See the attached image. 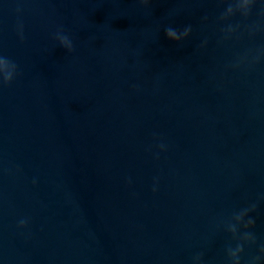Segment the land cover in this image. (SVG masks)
<instances>
[{"label":"water","instance_id":"water-1","mask_svg":"<svg viewBox=\"0 0 264 264\" xmlns=\"http://www.w3.org/2000/svg\"><path fill=\"white\" fill-rule=\"evenodd\" d=\"M229 2L0 0V264H231L253 204L264 264V0Z\"/></svg>","mask_w":264,"mask_h":264},{"label":"clouds","instance_id":"clouds-1","mask_svg":"<svg viewBox=\"0 0 264 264\" xmlns=\"http://www.w3.org/2000/svg\"><path fill=\"white\" fill-rule=\"evenodd\" d=\"M140 2L146 4L148 0H140ZM254 2L255 0H231L220 19L226 20L229 17L233 16L236 12H240L244 16H247ZM227 31L231 33L233 31L232 27L229 26ZM190 32L191 26L185 27L182 32H178L177 30L168 27L165 29V36L175 42H179L182 37H188ZM21 39H23L22 34ZM56 39H58L60 44L69 52L73 51V44L71 40L68 36L62 34V31L57 32ZM16 68L17 66L14 62L10 61L6 57H0V82H2L4 85H9L14 79ZM255 208L256 205L253 204L251 208H245L238 213H235L232 217L234 223L229 222L226 225L227 231L232 234L234 240L238 241L235 248L228 247L227 249V254L231 260V264H240V254L244 251L245 243L254 244L256 242V237L253 233L249 231L240 232L241 226L244 229H249L250 227L254 226V219L249 218L245 220V217L248 215L249 211H253L255 210ZM24 223V221H21V226H23ZM260 252L261 254H264V244H261ZM196 259L198 260L199 257H197ZM260 259V256L254 257L251 264H257Z\"/></svg>","mask_w":264,"mask_h":264}]
</instances>
